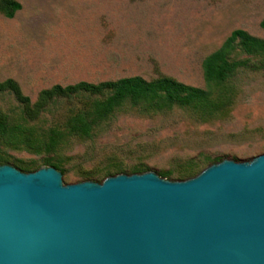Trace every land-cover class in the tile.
Here are the masks:
<instances>
[{
	"label": "rangeland",
	"instance_id": "obj_1",
	"mask_svg": "<svg viewBox=\"0 0 264 264\" xmlns=\"http://www.w3.org/2000/svg\"><path fill=\"white\" fill-rule=\"evenodd\" d=\"M19 1L22 9L12 19L0 17V82L14 79L33 102L55 85L134 76L151 80L163 74L206 88L203 60L229 34L243 30L264 39V0ZM230 58L244 66L228 83L211 87L214 102L201 110L148 113L125 105L91 138H80L69 133L72 111L62 101L27 125L35 142L57 129V151L38 154L0 142L6 164L28 173L52 157L65 186L101 183L114 165L127 169L120 174L142 166L179 181L188 179L179 170L190 164L197 165V175L224 159L250 161L264 154V55L237 49ZM84 103L79 98L75 106ZM19 107L11 95H0V111L13 125L24 124Z\"/></svg>",
	"mask_w": 264,
	"mask_h": 264
},
{
	"label": "water",
	"instance_id": "obj_2",
	"mask_svg": "<svg viewBox=\"0 0 264 264\" xmlns=\"http://www.w3.org/2000/svg\"><path fill=\"white\" fill-rule=\"evenodd\" d=\"M0 164V264H264V154L64 186Z\"/></svg>",
	"mask_w": 264,
	"mask_h": 264
},
{
	"label": "trees",
	"instance_id": "obj_3",
	"mask_svg": "<svg viewBox=\"0 0 264 264\" xmlns=\"http://www.w3.org/2000/svg\"><path fill=\"white\" fill-rule=\"evenodd\" d=\"M21 9L22 4L19 0H0V17L12 19ZM260 25L264 29V19ZM229 35L220 48L203 60L202 70L206 88L193 87L163 74L151 80L134 76L96 84L82 81L65 87L55 85L40 91L33 102L14 79L1 81L0 95L9 94L15 99L20 106L24 124L13 125L9 115L0 111V142L3 147L19 151L55 153L60 145L61 133L51 128L45 139L35 142L27 125L39 121L48 108L62 101L67 102L72 111L69 133L80 138H91L96 126L109 121L125 105L148 113H162L175 109L201 110L214 102L211 87L228 83L244 66V62L231 60L230 56L235 50L239 49L251 56L264 55V39L248 35L243 30H235ZM79 98H83L85 103L81 107H76L75 101ZM42 161L43 166L63 171L61 165L54 162L52 157L44 158ZM6 163L7 159L3 157L0 147V164ZM196 167V164H190L180 169V178L196 175L198 173ZM126 171V168L114 165L104 172V176H114ZM129 172L144 173L145 169L136 166ZM166 174L171 175V172Z\"/></svg>",
	"mask_w": 264,
	"mask_h": 264
}]
</instances>
